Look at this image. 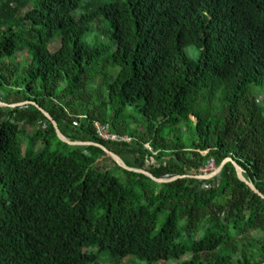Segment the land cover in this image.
<instances>
[{
    "label": "trees",
    "instance_id": "16d2710c",
    "mask_svg": "<svg viewBox=\"0 0 264 264\" xmlns=\"http://www.w3.org/2000/svg\"><path fill=\"white\" fill-rule=\"evenodd\" d=\"M81 2L0 0V100L35 103L131 169L186 178L157 184L58 140L32 104L0 107V264H264V199L231 163L197 179L231 159L264 196V0H86L75 17ZM104 27L105 59L85 41ZM101 61L117 71L95 86ZM129 107L143 123L130 135ZM97 122L131 141L102 140Z\"/></svg>",
    "mask_w": 264,
    "mask_h": 264
},
{
    "label": "rangeland",
    "instance_id": "374dc122",
    "mask_svg": "<svg viewBox=\"0 0 264 264\" xmlns=\"http://www.w3.org/2000/svg\"><path fill=\"white\" fill-rule=\"evenodd\" d=\"M85 1L86 0H82V2H81L82 4L80 5V8L74 13L75 17H78V16L82 15L83 13H86L85 8H82L83 2H85ZM98 30H97V32H95L93 34H89L85 38V41L90 43V44H96L97 43V45L103 46L105 48V51H106L104 56H103V58L105 59L109 55H111L112 51H107V50L110 49L111 41H110V38H109L108 34H105V32H104L105 27H104V29L100 28ZM59 44H60V40L55 38V42L52 43V46H51L52 50H55L59 46ZM188 52H194L193 47H189L188 48ZM16 57H17L16 59L18 61H21V60L27 59L28 55L26 54V52H23V54H18ZM110 70L117 71V69L113 70L111 68V66H109L106 63H102V61H101V63L98 66H96L91 71L92 72L91 73L92 79L96 78L95 81H94V85L95 86H97V85L99 86L100 85V78H103L104 74L107 73ZM252 91L254 93H256V94H259L260 97L257 100V102L258 103H262V101L264 99V89L261 90V89L255 87V88L252 89ZM0 107L7 108V107H3V106H0ZM191 118L194 121H196V119L193 116H191ZM121 120H122V123L125 124L126 127H128V134L129 135L132 134L135 131L139 132V131L143 130L142 119H141L138 111L135 108H133V107L132 108H130V107L128 108V110L125 112V114H124V116L122 117ZM35 129H36V127H31V126L30 127L29 126L25 127V130H24L25 135L24 134L21 135V139H22V142H23L24 146L26 145L27 136L30 137L33 134ZM56 137H57L58 140H60L59 137L57 136V134H56ZM60 141H62V140H60ZM146 147L149 150H152V148L148 144L146 145ZM205 155H206V152H203V156H205ZM108 158H110V157L108 156ZM108 158L103 159V161L101 162L100 165L102 166V168L112 169V168H114V165L110 161L111 158H110V160ZM156 165H157V163H156V160H154V159H147V161L145 162V167L146 168H149L151 166H156ZM217 170L218 169L213 164H210V165H208L207 168L202 169L201 171H199L198 177L199 176H208V175H211V174H215V172ZM193 174H195V173H193ZM100 258H101V261H100L101 264H113V262L109 259V255H107L105 253H101V257ZM122 264H150V263H148L146 261L139 260L136 257H129V258H126ZM159 264H164V263H159ZM170 264H175V263H170Z\"/></svg>",
    "mask_w": 264,
    "mask_h": 264
},
{
    "label": "water",
    "instance_id": "95a60500",
    "mask_svg": "<svg viewBox=\"0 0 264 264\" xmlns=\"http://www.w3.org/2000/svg\"><path fill=\"white\" fill-rule=\"evenodd\" d=\"M25 103L32 104L37 109H39V111L44 115V117L51 123V125L53 126V128L55 130V133L57 134V136L59 137V139L62 140V141H64L65 143H67L69 145H72V146H91V145H96L98 147H101L102 150L106 153V155L109 156L115 162V164L118 165L123 170L128 171V172H133V173H136V174H140V175H144V176L150 178L151 180H153L154 182H156L157 184H168V183L174 182V181H176L178 179L186 178V177H178V178H174V179H171V180H158V179L154 178L151 174H149L146 171L135 170V169L129 168L128 166H126V164L123 162V160L120 157L116 156L115 153H113L112 151L108 150L106 147L102 146L101 144H97V143H93V142H80V141L73 142V141H70L60 131V128H59L57 122L52 118V116L49 113L45 112L43 109H41L39 106H37L33 102H25ZM25 103L22 102V103H17V104H6V103H4V102H2L0 100V106L8 107V108H16V107H19V106L24 105ZM228 163L233 164V166L235 167V170H236V173H237L238 178L241 181H243L244 183H246L253 190V192L255 194L260 195L264 199V196H262L259 193V191L253 186V184L250 181H248L245 177H243V171L231 159H228V160H226V161L223 162V164L221 165V167L218 168L216 175L215 174H211V175H208V176H199V177H197V179L198 180H203V181H208V180L213 179L216 176L217 177H220V174H221V171H222L223 167L226 164H228Z\"/></svg>",
    "mask_w": 264,
    "mask_h": 264
},
{
    "label": "built area",
    "instance_id": "2783aa9c",
    "mask_svg": "<svg viewBox=\"0 0 264 264\" xmlns=\"http://www.w3.org/2000/svg\"><path fill=\"white\" fill-rule=\"evenodd\" d=\"M95 127L97 129V133L99 137L102 140L110 141V142H127V143L131 141V138H129L128 136H120L116 133L111 132L108 125H104L97 122L95 124ZM216 173L217 171L215 172V175Z\"/></svg>",
    "mask_w": 264,
    "mask_h": 264
}]
</instances>
